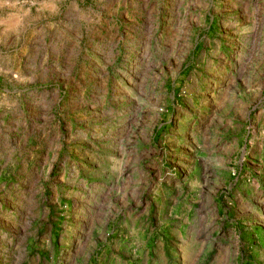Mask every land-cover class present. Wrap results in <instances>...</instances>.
<instances>
[{"label": "rangeland", "instance_id": "rangeland-1", "mask_svg": "<svg viewBox=\"0 0 264 264\" xmlns=\"http://www.w3.org/2000/svg\"><path fill=\"white\" fill-rule=\"evenodd\" d=\"M0 0V264H264V0Z\"/></svg>", "mask_w": 264, "mask_h": 264}, {"label": "crops", "instance_id": "crops-1", "mask_svg": "<svg viewBox=\"0 0 264 264\" xmlns=\"http://www.w3.org/2000/svg\"><path fill=\"white\" fill-rule=\"evenodd\" d=\"M13 1L14 0H5V4H7L8 6H12V10H9V12L11 13V16H14V18H8V21H7V24L10 23L11 25H14V23H17L18 25L20 24H24L25 23V20L27 19V16H28V13H27V10L25 11H22V12H16L14 11L15 7L13 5ZM40 1H43V0H40ZM14 23H12V22ZM9 25H7L6 28H0V31H6L8 34H14V31H13V27L12 29H10L8 27Z\"/></svg>", "mask_w": 264, "mask_h": 264}]
</instances>
